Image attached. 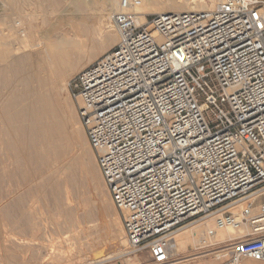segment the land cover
<instances>
[{
    "label": "built area",
    "instance_id": "built-area-1",
    "mask_svg": "<svg viewBox=\"0 0 264 264\" xmlns=\"http://www.w3.org/2000/svg\"><path fill=\"white\" fill-rule=\"evenodd\" d=\"M141 1L116 0L118 43L67 84L130 251L171 264L176 231L213 216L203 247L242 230L219 264L264 262V0L139 24Z\"/></svg>",
    "mask_w": 264,
    "mask_h": 264
},
{
    "label": "bare ground",
    "instance_id": "bare-ground-1",
    "mask_svg": "<svg viewBox=\"0 0 264 264\" xmlns=\"http://www.w3.org/2000/svg\"><path fill=\"white\" fill-rule=\"evenodd\" d=\"M17 1H0V219L11 214L26 218L27 214L18 207L25 200L35 203L39 196L46 198L47 204L62 206L59 172L68 176L71 186H79L76 175L81 165L78 160L70 159L68 166L64 165L65 170L51 169L57 159L65 157L72 141L82 143L78 131L70 128L72 118L64 102L66 99L60 97V87L66 89L71 77L119 40L111 20L116 0H97L94 4L90 0H39V6L47 14L42 16L40 26L34 23L30 13L25 16L24 10L19 11L22 14L17 11L21 3L28 5L31 0ZM223 1L142 0L133 10L141 24L146 22L148 13L214 10ZM106 19L109 20L106 36L98 41L96 34L102 24L105 26ZM85 140L88 142L86 137ZM97 170L102 178L99 168ZM82 185L85 187L83 181ZM86 205L87 200H84ZM211 223L214 224L213 216L176 231L172 254H181L182 248L190 252L200 243L199 236ZM230 229H217L215 237L219 234L221 238L226 236V240H232L234 233L231 234ZM225 250L189 253L174 258L171 264L218 258L226 254ZM110 257L89 260L88 264Z\"/></svg>",
    "mask_w": 264,
    "mask_h": 264
},
{
    "label": "rangeland",
    "instance_id": "rangeland-1",
    "mask_svg": "<svg viewBox=\"0 0 264 264\" xmlns=\"http://www.w3.org/2000/svg\"><path fill=\"white\" fill-rule=\"evenodd\" d=\"M2 1L7 2V0ZM90 1L97 3V0ZM24 4L27 5V3H21V9L17 10L18 13L21 10H24L22 13L25 16L30 13V16L34 17L31 18L33 21L35 20L34 23L40 26L42 16L47 14L39 6V0H31L27 6H22ZM17 11L15 15L18 14ZM152 14L154 13L146 15L150 17ZM106 20V24H104L106 27L102 24V29L96 34L98 41H103L106 36L109 21ZM114 30L118 35L117 30L115 28ZM102 55L104 54H100L97 59ZM60 97L63 100L66 99L64 102L67 104V111L72 118V127L70 128L78 131L82 137V143L78 144L76 141H72L69 150L64 155L65 157L57 159L51 169L57 168V170L62 171L65 170L64 165L67 164L65 167L68 166L70 159L78 160L81 165L76 175L79 186L76 184L71 186L68 176L59 172L58 177L62 182L61 192L63 191L64 199L62 206L47 204L46 198L39 196L35 203L31 200V202L25 200L18 207L20 212L27 214L26 218L22 219L16 214L3 216L0 219V264H88L90 261L105 257V255L112 257L99 263L149 264L145 252L134 253L130 251L121 222V214L115 210V207L113 208L114 205L110 200L106 186H103L105 183L98 174V166L93 151L85 140V133L77 117L76 102L70 98L67 85L66 89L60 87ZM82 181L85 183V187L82 185ZM84 200H87L86 206H84ZM210 226L212 227L214 224L211 223ZM230 230L233 231L231 234L234 233L232 234V236L234 235L233 238L242 232V230ZM229 241L226 240V236L221 238L218 234L214 238L212 246L203 247L198 242L190 252L187 248H182L181 254H174L173 259L189 253L226 249V254L222 255L220 259L206 257L191 263L209 264L211 262V264H219L228 259V250L225 246Z\"/></svg>",
    "mask_w": 264,
    "mask_h": 264
},
{
    "label": "crops",
    "instance_id": "crops-1",
    "mask_svg": "<svg viewBox=\"0 0 264 264\" xmlns=\"http://www.w3.org/2000/svg\"><path fill=\"white\" fill-rule=\"evenodd\" d=\"M99 264H117V263H115V262H102ZM238 264H264V262H255L253 260L243 259V260H240V262Z\"/></svg>",
    "mask_w": 264,
    "mask_h": 264
}]
</instances>
